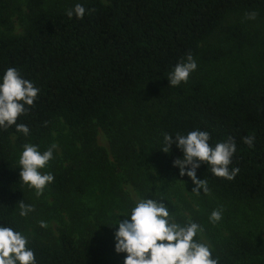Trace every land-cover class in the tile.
Returning a JSON list of instances; mask_svg holds the SVG:
<instances>
[{
    "label": "trees",
    "instance_id": "16d2710c",
    "mask_svg": "<svg viewBox=\"0 0 264 264\" xmlns=\"http://www.w3.org/2000/svg\"><path fill=\"white\" fill-rule=\"evenodd\" d=\"M76 3L87 10L82 20L66 15ZM11 17L10 0H0L6 32L0 34V75L15 67L40 92L17 121L28 125L29 136L15 126L0 130V222L22 230L19 204L33 205L19 181L12 136L17 147L33 143L43 152L61 119L80 132L86 158L103 167L105 151L91 128L105 127L124 108L153 135L160 167L183 181L190 180L173 166L182 153L161 151L163 133L207 130L213 145L233 138L236 178H216L206 165L197 176L226 199L264 202V0H63L50 8L45 0H28L19 34H11ZM189 53L196 71L186 84L170 86L168 73ZM247 136L255 138L253 147L244 143ZM131 150L128 141L112 138L117 159L129 160ZM54 178L55 190L71 188V172ZM30 246L38 264H123L125 257L108 236L92 231L79 241L61 227L56 242L33 238ZM211 249L219 264H264V239L240 235Z\"/></svg>",
    "mask_w": 264,
    "mask_h": 264
},
{
    "label": "rangeland",
    "instance_id": "374dc122",
    "mask_svg": "<svg viewBox=\"0 0 264 264\" xmlns=\"http://www.w3.org/2000/svg\"><path fill=\"white\" fill-rule=\"evenodd\" d=\"M28 0H10L13 29L11 34L23 31ZM63 0H45V6L59 7ZM6 32L0 28V34ZM153 109H156L152 105ZM95 144L105 151V165L99 167L89 161L80 139V132L71 129L61 119H56L51 131V145H55L54 159L41 171L53 175L69 171L73 175L71 188L65 193L55 190L51 184L37 197L27 187V194L34 206L28 217L22 218V230L30 239L43 243L57 241L58 228H66L76 240L96 235L113 239L117 223L115 214L126 212L139 197L152 196L165 199L183 222L190 216L201 224L205 231L202 239L210 248L223 244L231 237L245 235L264 239V202H242L226 199L209 185L210 194L196 195L191 181H182L170 171L160 167L153 154V135L144 126L136 123L130 109L118 110L105 127L92 128ZM112 138L126 140L132 148L128 159H117L112 151ZM13 144L12 157L18 167L22 147ZM18 172L20 169L17 168ZM77 186L82 187L80 191ZM222 208L223 218L217 224L208 217L214 209ZM123 219V217H120ZM43 223L44 226H41Z\"/></svg>",
    "mask_w": 264,
    "mask_h": 264
},
{
    "label": "clouds",
    "instance_id": "9594fccd",
    "mask_svg": "<svg viewBox=\"0 0 264 264\" xmlns=\"http://www.w3.org/2000/svg\"><path fill=\"white\" fill-rule=\"evenodd\" d=\"M82 3H76L66 10L69 19L82 20L86 15ZM256 13L250 14L254 19ZM198 65L191 53L177 62L168 73V84L178 87L187 83ZM40 89L25 79L15 67H8L0 75V130L15 126L18 133L27 137V124L18 123V118L26 115L38 99ZM212 137L207 130L194 129L186 134L177 132L173 136L163 133L161 151L168 153L173 148L182 155L173 162L181 177L187 176L194 185L196 195L210 194L208 181L198 178L197 170L206 165L212 176L232 181L239 174V167L232 166L237 145L233 138L210 143ZM254 137L243 138L249 147L254 146ZM55 145L41 152L33 143H24L18 157L19 181L37 197L54 182L51 172L41 171L54 159ZM182 157V158H181ZM183 181V180H182ZM34 206L20 202L18 215L28 217ZM123 217V219H120ZM223 218L222 208L214 209L208 217L212 224ZM118 221L110 225L114 229V251L125 254L123 264H219L213 251L203 242L204 227L190 216L183 222L177 220L169 202L152 196L139 197L126 212H117ZM41 226H44L43 223ZM0 264H38L30 237L23 230L0 222Z\"/></svg>",
    "mask_w": 264,
    "mask_h": 264
}]
</instances>
